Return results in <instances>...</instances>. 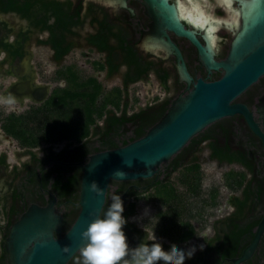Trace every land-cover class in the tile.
Masks as SVG:
<instances>
[{"label": "flooded vegetation", "instance_id": "obj_1", "mask_svg": "<svg viewBox=\"0 0 264 264\" xmlns=\"http://www.w3.org/2000/svg\"><path fill=\"white\" fill-rule=\"evenodd\" d=\"M168 1L178 8L184 28L212 47L215 60H226L242 23V0ZM149 7L148 0H0V98L11 93L16 103L27 99L29 110L49 115L61 109L68 125L87 121L86 109L95 103L88 137L63 146L51 141L44 147L38 138L35 144L17 142L22 140L9 132L11 124L32 133L17 111L0 110V264H11L10 229L31 205L54 202L65 233L81 210L82 166L93 154L115 148L121 134H146L200 79L223 78L222 68L203 64L189 37L159 27ZM146 38L148 52L142 45ZM161 38L173 42L181 58ZM46 50L49 61L42 55ZM182 64L190 81L180 74ZM120 72L122 79L110 83ZM140 82L153 87L156 82L159 90L129 111L127 93ZM39 87L48 89L42 101L32 95ZM57 90L82 95L63 107L46 105ZM232 103L245 106L248 114L210 124L151 177L111 181L102 213L119 194L130 248L144 241L165 252L172 245L195 246L184 264H264V74ZM83 128L75 131L83 134ZM154 235L157 239L149 240ZM76 255L67 264H75Z\"/></svg>", "mask_w": 264, "mask_h": 264}, {"label": "water", "instance_id": "obj_2", "mask_svg": "<svg viewBox=\"0 0 264 264\" xmlns=\"http://www.w3.org/2000/svg\"><path fill=\"white\" fill-rule=\"evenodd\" d=\"M241 2L242 23L232 41L230 54L226 60L217 61L212 47L202 46L197 37L184 28L177 7L168 0H148L158 26L189 37L198 46L203 64L209 69L222 68L223 78L214 82L200 79L187 95L173 101L165 115L144 136L93 154L82 166L81 210L65 233L63 217L56 211L54 202L46 207L31 205L10 229L6 248L11 264H67L83 244L81 233L94 218L93 214H102L111 181L151 177L159 165L171 159L210 124L235 113L248 114L245 106L232 102L264 74V0ZM149 40L144 39L142 44L147 52L152 49ZM161 44L176 50L181 58L173 42L161 38ZM179 69L182 78L190 81L185 65H180ZM47 92V88H37V100L45 99ZM32 95L35 96L34 92ZM249 120L252 122L250 115ZM252 126L263 135L253 122ZM93 182L97 184V191L91 188ZM56 233L60 236L56 237ZM65 245L71 250L65 251Z\"/></svg>", "mask_w": 264, "mask_h": 264}, {"label": "clouds", "instance_id": "obj_3", "mask_svg": "<svg viewBox=\"0 0 264 264\" xmlns=\"http://www.w3.org/2000/svg\"><path fill=\"white\" fill-rule=\"evenodd\" d=\"M4 104H12L15 97L11 93L0 98ZM93 191H97V184H91ZM124 203L119 194L112 197L107 210L101 215L93 214L94 218L82 231L83 244L74 257L75 264H184L191 258L196 247L188 250L172 245L169 251L162 250L158 243L141 242L135 248H130L128 237L124 230L127 218L123 215ZM154 235L149 240L155 241ZM65 251L70 246L65 245ZM203 248V245L200 246Z\"/></svg>", "mask_w": 264, "mask_h": 264}, {"label": "rangeland", "instance_id": "obj_4", "mask_svg": "<svg viewBox=\"0 0 264 264\" xmlns=\"http://www.w3.org/2000/svg\"><path fill=\"white\" fill-rule=\"evenodd\" d=\"M33 48V46H32ZM43 57L45 58V60L49 61L51 59L48 50L45 51V54H42ZM121 71H124V69H122ZM122 73L120 72V74L117 76H113L110 77V83L113 80H117V78L122 79ZM57 85L59 83H56ZM158 84H156L155 82V86H151L150 83H144V82H140L138 83L136 86H131L130 87V91H128L127 96L129 98V106L130 109L129 111H133V110H138L139 107L144 106L148 100L151 99V97L153 96L152 94H150L149 92H156V89H158ZM55 86V85H54ZM53 88H50L49 91H52ZM159 90V89H158ZM142 93V98H140L138 96L139 93ZM22 101V100H21ZM23 101H25L24 103H12V104H3L1 105L2 108L0 107V110L3 113L6 114H10V113H15V111H17V113L15 114H21L24 120V127L26 129H28L30 131V133L33 134L34 137L41 139L42 140V144L44 147H46L50 141L47 140L48 137V131L56 129L57 127L60 125V123L62 122V117L60 115L61 109H57L56 108V112L54 114H48L47 111L42 113V109H37L36 107H34L32 110H29V106H31L28 102L27 99H23ZM40 107V106H39ZM40 111V112H39ZM45 132H43L42 130H45ZM58 135V134H56ZM16 140V139H15ZM17 142L21 143L22 141L17 140ZM17 142L15 141V144H17ZM79 142L77 140L76 137L69 135L68 138L64 139L63 141L60 140L59 142L56 143H60L61 146L65 145V144H75ZM28 146H26L25 148H27ZM13 148V147H12ZM14 149V148H13ZM40 152V151H39ZM24 159L26 158V155L23 157Z\"/></svg>", "mask_w": 264, "mask_h": 264}, {"label": "trees", "instance_id": "obj_5", "mask_svg": "<svg viewBox=\"0 0 264 264\" xmlns=\"http://www.w3.org/2000/svg\"><path fill=\"white\" fill-rule=\"evenodd\" d=\"M99 90L96 88V93L93 94V97L97 98L98 94H99ZM120 94H121V91H120ZM82 94L81 93H78V92H70L69 91H62V90H57L55 92V96L52 97L51 100H49L46 105L48 104H55L57 107H63V106H66L68 105V101L69 99H71L72 101H74L77 97L81 96ZM94 98V99H95ZM95 104L94 102L93 103H90L88 105V108L86 109L87 111V114H88V120L85 121V122H82L80 120L78 121H75L73 123H71V125H68V123H65L64 119L62 118V122L60 123V126H61V129L62 130H59L58 129H53V130H50L48 131V137H47V140L48 141H60V140H64L66 138L69 137L68 135V131H71L72 134L71 136H74L77 138V140L80 142L82 141L83 139H85L86 137H88V133H89V123L92 122V118H91V114L93 112V109L91 108V105ZM63 117V116H62ZM14 122H17V120L19 121V118L18 117H14ZM84 127V128H83ZM17 128V124H11V127H10V130L9 132H12L14 133V135H16L18 138H20L22 140L23 143L25 144H35V143H38V139L36 137L33 136V134H29L27 131H25L24 129H20L21 131H19ZM78 128H83L85 129V132L83 134H77V132L75 130H77ZM65 129V130H63ZM145 132V131H144ZM142 132L140 134V132H138V134L132 136V135H127V134H121L118 138V141L119 143L123 144V145H126L128 144L129 142L131 141H134L138 138H141L142 136L145 135V133ZM55 134H58V135H55ZM119 143H114L115 148L121 146L119 145ZM122 145V146H123Z\"/></svg>", "mask_w": 264, "mask_h": 264}, {"label": "bare ground", "instance_id": "obj_6", "mask_svg": "<svg viewBox=\"0 0 264 264\" xmlns=\"http://www.w3.org/2000/svg\"><path fill=\"white\" fill-rule=\"evenodd\" d=\"M22 93H23V92H22ZM37 97H38V94L36 93V94H35V98L37 99Z\"/></svg>", "mask_w": 264, "mask_h": 264}]
</instances>
